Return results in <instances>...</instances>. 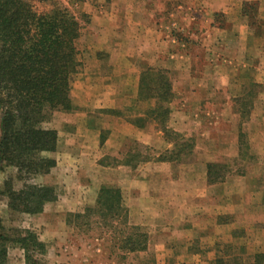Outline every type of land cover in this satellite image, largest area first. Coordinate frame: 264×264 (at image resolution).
<instances>
[{
  "label": "crops",
  "instance_id": "1",
  "mask_svg": "<svg viewBox=\"0 0 264 264\" xmlns=\"http://www.w3.org/2000/svg\"><path fill=\"white\" fill-rule=\"evenodd\" d=\"M246 1L258 3L263 15L257 19L264 22V0H110L111 8L95 31L107 43L95 45L91 62L81 66L72 94L77 109L65 116L74 128L59 130L65 139L60 141L64 152L58 164L67 170L68 162L81 172V186L93 189L90 202L95 201L103 180L97 185L92 176H82L84 167L91 164L99 171L108 169L105 179L122 187L130 223L145 227L148 233L147 249L142 252L153 251L155 264H231L227 255L220 256L218 247L222 238L231 240L235 223L219 220L225 210H221V198L213 196L216 185L209 182L207 151L239 148L240 142L230 144L227 138L224 144L214 145L219 141L214 137L218 130L204 129L201 113L203 104L211 105L223 89L228 90L233 76L223 69L239 71L252 65L249 61L237 68L239 63L226 51L235 36L238 52L252 45L255 33L243 12ZM170 5L176 8L169 11ZM217 14L235 22V27L213 25ZM179 18L188 22L181 24ZM193 20L208 28L194 30ZM168 27L184 31L188 38H176ZM219 46L223 52L216 59ZM148 69L167 71L174 94L169 103L170 126L194 136L199 158L179 163L153 158L137 168L125 163L133 142L156 150L174 146L165 140L163 129L149 113L157 98L141 96L142 73ZM101 133L107 134L103 144ZM108 146L122 159L117 166L101 165L106 153L101 154L100 149ZM173 165L179 172H171ZM235 178L222 179L217 185L227 187ZM257 194L255 191V197ZM255 228L264 234L260 229L264 228V200L255 201Z\"/></svg>",
  "mask_w": 264,
  "mask_h": 264
},
{
  "label": "rangeland",
  "instance_id": "2",
  "mask_svg": "<svg viewBox=\"0 0 264 264\" xmlns=\"http://www.w3.org/2000/svg\"><path fill=\"white\" fill-rule=\"evenodd\" d=\"M25 1L37 12L43 13L52 10L54 7L63 6L68 7L79 17L82 34L78 41V59L81 66L91 62L90 58L95 54L92 52L95 45L107 43L105 42L106 37L101 38L95 31L100 26V22L102 23L101 18L104 16V12L111 8L109 5L110 0ZM245 3L248 5H246L248 11L251 12L255 21V1H246ZM256 7L258 10L256 12L257 18L263 15V12L259 11L258 3ZM175 8L176 6H168L169 11ZM179 21L181 24L188 22L182 19ZM251 21L248 17L250 28L255 33L253 40L251 39L250 42L252 45L247 51L238 52L236 48L237 37L235 36L229 42L230 48H226V51H228L230 58L239 63L236 66L237 68L249 61L252 65L241 67L239 71H231L229 68L223 69L229 77L233 76L231 77L232 82L227 87V91L221 90L222 92L216 96L211 105L205 106L207 103L203 104V112L201 113L203 128L218 130L214 137L219 141L214 145L224 144L227 138L232 142L230 144H235L237 140L240 142L239 148L235 146L233 148L216 147L207 151V155L209 154L211 159L207 164L208 174L209 164H212V177L220 179L214 183L210 182L216 185L213 187V192H215L213 196L221 198L224 207L221 210H225L222 215H219L221 216L219 220H232L235 223L231 240L227 237L225 240L222 238L218 247L220 256L224 258L227 255L230 258L228 263L231 264L232 262H238V259L242 264H254V255L264 253L263 231L255 228V201L264 200V29L257 31L255 22L251 24ZM192 23L193 29L198 32L201 28H208L202 25L201 22H196V20H193ZM214 24L226 27L231 24L228 27L229 29L235 27V22L232 23L223 14H217L216 18L214 17ZM169 27L167 31L174 34L176 38H188L183 33L184 31H177L176 28L175 31ZM218 48L215 49L216 59L223 52L220 46ZM79 72H81V67L77 73L73 74L71 79V100L74 109L72 111L55 110L50 121L42 124L47 129L56 130L58 134L56 149L42 153V156L54 159L55 165L50 168L48 173H41L34 177L26 176L22 181L16 178L17 168L15 166H7L4 170H0V218L3 232L8 238L2 246L7 247L6 264H155L151 260L153 251L133 254L126 253L123 248H120L123 240V233L121 232L124 229L123 226H119L115 231L104 222L96 221V219H99L97 217H94V220L86 221L84 218H76L75 216L78 212H85L88 206L96 204L102 187L119 188L123 195L122 187L106 181L105 176L110 173L107 168L99 171L96 170L95 166L88 164L84 167L82 176L86 178L92 176L91 179L97 185L103 180L95 201L90 202L91 190L93 189L91 186H81L79 181L81 172L78 169H73L68 162L66 169L69 171L63 170L62 166L58 164L61 162L64 152L60 149V141L63 138L65 139L64 134L60 135L59 130L61 127H63V132L66 129L71 130L74 128L72 124L68 123L67 117L65 120V116L77 109L72 94L78 81L77 78H79ZM230 72L232 73L230 74ZM165 73L169 76L166 70ZM103 111L107 113L109 110L104 109ZM159 118L164 121L161 123L157 121L160 128L163 129L165 126L164 128L168 131L171 130L179 134L178 137H175L176 135L172 134L171 131L168 133L164 131L165 140L173 142L174 146L168 149L156 150L137 141L133 142L131 151L124 158L125 163L137 168L142 161L153 158L177 163L199 158L200 152L197 148H194V136L175 131L170 126V114L161 115ZM69 119H72V117ZM96 120L98 121V119H95L94 122ZM90 121L92 122V120ZM1 134L0 125V138ZM106 135L101 133V144L104 143ZM72 151L76 152V149ZM104 152L106 155L100 160L101 165H105V167H110L112 164L117 166L119 162H122V159L115 155L114 149H110L109 146L100 149L101 154ZM78 164L76 163V165ZM77 167L80 168V166ZM172 169V173L180 170L177 165H173ZM256 174H258L257 177ZM233 177H236L235 181H228L227 187L217 185L222 183L220 182L221 179L227 180V178ZM12 179H14L13 187L15 190L32 183L50 186L57 198L46 202L41 213L33 214L13 210L9 206L8 186L6 185V183L11 184ZM255 191H258V197H255ZM123 202L129 211L124 195ZM142 230L146 232L143 226ZM27 231L34 232L37 240L42 243V246H30V259L28 260L25 249L10 241L20 235L23 236Z\"/></svg>",
  "mask_w": 264,
  "mask_h": 264
},
{
  "label": "trees",
  "instance_id": "3",
  "mask_svg": "<svg viewBox=\"0 0 264 264\" xmlns=\"http://www.w3.org/2000/svg\"><path fill=\"white\" fill-rule=\"evenodd\" d=\"M246 5L243 12L261 30L264 22L256 18V2L255 21ZM81 34L79 17L68 7L58 6L42 13L34 11L25 0H0V170L15 166L17 180L48 173L56 163L42 153L56 149L57 131L42 124L50 121L55 110L74 109L71 79L81 67L78 59ZM142 80L141 96L157 98L156 107L149 113L160 123L164 122L159 117L170 114L169 103L174 95L169 76L165 71L148 69L142 73ZM164 127L163 131H171ZM208 175L209 182L220 180L212 177V164ZM13 182L14 179L11 184L6 183L13 210L41 213L46 202L57 198L50 186L32 183L15 190ZM75 216L86 221L97 217L96 221L115 231L123 226L120 248L126 253L137 254L147 249L148 234L140 225L129 222L119 188L102 187L96 204ZM6 240L0 218V264L7 263V247H2ZM10 241L25 249L27 260L30 246H42L31 231ZM232 264L242 263L238 259ZM254 264H264V253L254 255Z\"/></svg>",
  "mask_w": 264,
  "mask_h": 264
}]
</instances>
